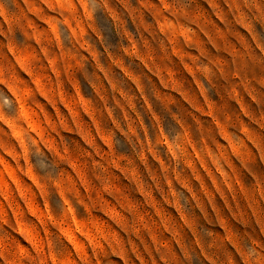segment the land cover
<instances>
[{
    "label": "rangeland",
    "instance_id": "rangeland-1",
    "mask_svg": "<svg viewBox=\"0 0 264 264\" xmlns=\"http://www.w3.org/2000/svg\"><path fill=\"white\" fill-rule=\"evenodd\" d=\"M0 264H264V0H0Z\"/></svg>",
    "mask_w": 264,
    "mask_h": 264
}]
</instances>
